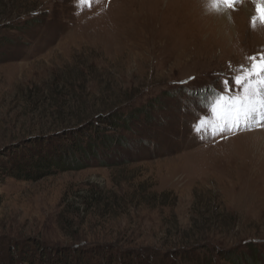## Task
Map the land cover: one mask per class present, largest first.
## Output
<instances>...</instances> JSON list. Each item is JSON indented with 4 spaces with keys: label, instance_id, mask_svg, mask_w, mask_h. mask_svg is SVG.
Masks as SVG:
<instances>
[{
    "label": "rangeland",
    "instance_id": "rangeland-1",
    "mask_svg": "<svg viewBox=\"0 0 264 264\" xmlns=\"http://www.w3.org/2000/svg\"><path fill=\"white\" fill-rule=\"evenodd\" d=\"M262 7L0 0V160L55 151L54 133L91 115L163 103L150 123L135 121L140 140L158 143L152 157L138 143L117 163L0 181V246H80L120 262L128 250L202 244L210 264H251L235 256L254 254L253 242L264 264V127L215 137L205 124L199 136L192 129L208 111L197 93L223 91L222 77L264 55Z\"/></svg>",
    "mask_w": 264,
    "mask_h": 264
},
{
    "label": "trees",
    "instance_id": "trees-1",
    "mask_svg": "<svg viewBox=\"0 0 264 264\" xmlns=\"http://www.w3.org/2000/svg\"><path fill=\"white\" fill-rule=\"evenodd\" d=\"M197 96H200V101L209 97L207 104H210L213 91L207 87L197 93ZM162 104V98H156L134 109L123 107L116 109L113 113L91 115L89 119L76 123L72 127L66 126L62 132L60 130L54 133L62 142L56 146L55 151H52V148L47 150L37 147L32 150L33 156L30 158H25L22 153H16L18 158L7 154L8 158L0 160V181L10 177L38 180L62 170H80L95 162L106 166L109 165L107 160L109 157L116 158L117 163L120 159L123 161L129 159V153L138 143L145 147L148 156L152 157L150 149H154L158 143L153 140H140V137L138 138L134 133L141 125L139 126L135 121L143 116L144 123H150L151 119L154 120L153 110ZM162 203L166 205L168 202L166 200ZM174 203L176 202L173 201V206ZM249 243L254 245L255 253L249 257L241 254L238 257L235 256V259L260 264L258 260L261 259L256 252L257 245L253 242ZM189 245L177 248L175 245L174 248L169 247L168 250L159 251L145 249L131 252L128 250L121 252L120 262H116L118 260L116 256L103 250H86L80 246L56 248L39 243L15 244L12 242L5 247L0 246V264H210L199 246L202 244H197L196 247ZM220 257L224 259V256Z\"/></svg>",
    "mask_w": 264,
    "mask_h": 264
},
{
    "label": "snow or ice",
    "instance_id": "snow-or-ice-1",
    "mask_svg": "<svg viewBox=\"0 0 264 264\" xmlns=\"http://www.w3.org/2000/svg\"><path fill=\"white\" fill-rule=\"evenodd\" d=\"M94 3L95 0H85ZM241 0H213L217 6L225 5L234 9ZM264 4V0H260ZM260 18L264 20V7L258 8ZM257 17H253V26ZM251 62L250 67L237 66L238 74L222 77L220 85L223 91L212 89V103L207 105V113L199 115L192 124L193 132L199 136L204 131L205 124L211 136L222 135L226 131L233 133L241 130H252L264 127V55L246 58ZM229 69L232 65L229 64ZM194 79V78H190ZM187 84L188 82H183ZM239 88L240 91H234ZM203 104V101H201Z\"/></svg>",
    "mask_w": 264,
    "mask_h": 264
},
{
    "label": "bare ground",
    "instance_id": "bare-ground-1",
    "mask_svg": "<svg viewBox=\"0 0 264 264\" xmlns=\"http://www.w3.org/2000/svg\"><path fill=\"white\" fill-rule=\"evenodd\" d=\"M248 7V6H247ZM247 9V8H246ZM223 11V10H222ZM225 13V12H224ZM223 13V14H224ZM226 14H228V13H226ZM222 16V15H221ZM229 16V15H228ZM230 17V16H229ZM230 19V18H229ZM223 20H224V18H223ZM231 20V19H230ZM227 21V20H226ZM228 23H229V21H228ZM217 24H218V27L219 28H221V31H222V34H223V27H225L224 25L225 24H223V23H218V20H217ZM227 25V24H226ZM261 142V141H260ZM264 145V144H263Z\"/></svg>",
    "mask_w": 264,
    "mask_h": 264
}]
</instances>
